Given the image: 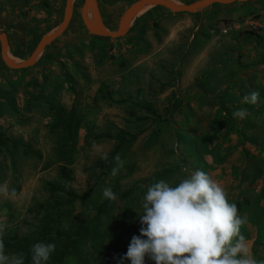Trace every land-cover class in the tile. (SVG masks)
I'll return each instance as SVG.
<instances>
[{
  "label": "rangeland",
  "instance_id": "obj_1",
  "mask_svg": "<svg viewBox=\"0 0 264 264\" xmlns=\"http://www.w3.org/2000/svg\"><path fill=\"white\" fill-rule=\"evenodd\" d=\"M96 1L116 31L137 0ZM82 6L76 1L68 30L32 69H8L0 45V133L21 144L0 146L4 253L31 264L32 245L45 242L56 245L47 264H117L139 234L148 187L175 186L201 170L244 220L246 255L264 264V0L190 16L148 9L118 40L90 35ZM65 7L66 0H0L11 55L28 59ZM252 91L257 102L245 103ZM239 109L244 118L233 117ZM72 111L80 129L74 154L62 161ZM122 135L120 161L109 166ZM105 187L115 200L103 197Z\"/></svg>",
  "mask_w": 264,
  "mask_h": 264
},
{
  "label": "clouds",
  "instance_id": "obj_2",
  "mask_svg": "<svg viewBox=\"0 0 264 264\" xmlns=\"http://www.w3.org/2000/svg\"><path fill=\"white\" fill-rule=\"evenodd\" d=\"M260 94L252 91L243 97L255 104ZM246 110L233 112L244 118ZM114 159L119 162L120 157ZM116 168L112 174L115 175ZM104 198L116 199L111 187L102 191ZM143 214L139 215V234L134 235L117 264H259L247 256L240 226L244 220L237 207L228 201L225 190L205 172L171 186L164 180L150 185L143 196ZM4 225L0 224V232ZM236 238L235 243L233 239ZM54 243L37 242L31 247V264H47L55 251ZM0 264H24V257L4 253L0 241Z\"/></svg>",
  "mask_w": 264,
  "mask_h": 264
},
{
  "label": "water",
  "instance_id": "obj_3",
  "mask_svg": "<svg viewBox=\"0 0 264 264\" xmlns=\"http://www.w3.org/2000/svg\"><path fill=\"white\" fill-rule=\"evenodd\" d=\"M76 1H81L83 3L81 19L84 29L90 35L99 38L118 40L126 35L132 23L142 12L148 9L164 8L175 15L190 16L204 12L212 7L244 5L253 0H197L191 3H181L175 0H137L122 14L116 31L109 30L105 25L99 4L96 0H66L64 17L61 24L40 40L36 49L28 59L16 61L9 51L8 36L0 34L1 59L4 65L12 71H25L34 68L45 53V50L61 38L68 30L72 22ZM89 12L93 14L94 21L89 20Z\"/></svg>",
  "mask_w": 264,
  "mask_h": 264
},
{
  "label": "trees",
  "instance_id": "obj_4",
  "mask_svg": "<svg viewBox=\"0 0 264 264\" xmlns=\"http://www.w3.org/2000/svg\"><path fill=\"white\" fill-rule=\"evenodd\" d=\"M180 2L185 3V1L183 0H180ZM79 129H80V121L77 119L75 112L72 111L70 113L68 121H66V123L64 124V134H63V138L61 141L60 149L57 152V155L60 160L67 161L74 154ZM126 143L127 142H126L125 135L120 136L118 139V145L116 149L114 150L112 155L109 157V166H111L115 162L114 157L118 156L119 152L126 145ZM8 145H11L12 147L16 148L20 146L21 144L12 142L11 140L6 138L4 133H0V146H8ZM52 188L59 194L73 198L72 193L66 188L63 189L55 185H52ZM108 207H109V203H106L101 207V209L103 210ZM109 263H112V262H109Z\"/></svg>",
  "mask_w": 264,
  "mask_h": 264
},
{
  "label": "bare ground",
  "instance_id": "obj_5",
  "mask_svg": "<svg viewBox=\"0 0 264 264\" xmlns=\"http://www.w3.org/2000/svg\"><path fill=\"white\" fill-rule=\"evenodd\" d=\"M88 18H89V20H91V21H94V16L92 15V14H88ZM10 51V50H9ZM15 59V58H14ZM16 61H17V59H16ZM19 61V60H18Z\"/></svg>",
  "mask_w": 264,
  "mask_h": 264
}]
</instances>
